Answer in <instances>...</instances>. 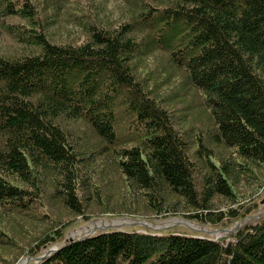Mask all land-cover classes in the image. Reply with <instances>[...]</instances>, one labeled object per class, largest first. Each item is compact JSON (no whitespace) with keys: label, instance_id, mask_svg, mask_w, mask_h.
Returning <instances> with one entry per match:
<instances>
[{"label":"trees","instance_id":"16d2710c","mask_svg":"<svg viewBox=\"0 0 264 264\" xmlns=\"http://www.w3.org/2000/svg\"><path fill=\"white\" fill-rule=\"evenodd\" d=\"M34 1L0 0L1 25L27 45L20 54L0 53V209L19 214L36 205L47 172L62 207L81 214L90 184L81 170L86 156L61 123L83 120L112 146L116 112L126 111L133 116L128 131L140 142L115 148L114 163L127 192L140 194L150 211L220 227L252 212L254 206L233 208L239 198L232 178L264 164V0H158L163 7H145L136 22L112 29L92 27L79 44L52 42ZM60 2L50 0L47 8L58 15ZM10 17L25 25L4 24ZM135 23L149 32L145 38L132 35ZM153 47L167 50L169 63L204 96L212 120L206 133L184 138L134 78L130 61ZM191 143H197L194 160ZM218 146L230 154L215 157ZM59 233L53 245L62 239ZM36 262L264 264V216L229 241L177 227L110 229L66 240Z\"/></svg>","mask_w":264,"mask_h":264},{"label":"rangeland","instance_id":"374dc122","mask_svg":"<svg viewBox=\"0 0 264 264\" xmlns=\"http://www.w3.org/2000/svg\"><path fill=\"white\" fill-rule=\"evenodd\" d=\"M49 1H34L37 7L41 6L38 12L40 25L52 42L69 44H79L88 40L89 30L92 27L112 29L121 23L136 22L135 18L145 7H163L158 0H62L59 14L54 15L47 8ZM3 22L12 26L25 25V22L18 17H10ZM147 34L149 32L146 29L139 27L137 23L134 24L133 36L141 39ZM26 46L20 44L17 37L0 23L1 54L5 56L20 54L25 51L23 49H26ZM168 53L163 47H153L139 53L130 61L131 71L144 90L168 111L175 122V128L189 140L191 133L197 134L202 131L203 134L210 130L212 120H209L210 113L204 103V96L185 82L182 69H175L169 63ZM115 120L117 139L112 146L99 139L83 120L61 123V126L70 133L80 153L86 156L82 158L84 166L81 170L87 175L86 178H90V184L81 204L82 213L77 215L67 212L58 199L51 174L42 173L40 178L42 185L39 186L43 191L41 201L38 200L36 205L19 214L16 213L17 211L6 212L0 209V237L4 234L2 241L0 240V264H36L38 258L66 240L80 239L110 229L157 232L165 228L177 227L195 231L210 239L229 241L232 239V234L243 225L264 216V202L262 203L264 164L249 166L247 172L238 173L232 178L233 189L239 198L238 204L233 208L238 206L244 211V208L254 207L249 215L233 222L225 219V226H209L179 215L163 217L154 214L148 209L145 199L140 194L137 196V193L131 195L127 192L121 173L114 163L115 148L129 147L140 142V137L137 138L136 134L131 135L128 131L133 116L126 111L125 113L117 111ZM201 137L203 138V135ZM103 148L105 149L102 150ZM196 148L197 143H191L188 147L189 155L193 160L192 152ZM213 150L215 157L225 154L228 156L231 152L222 146L213 147ZM93 188H98L96 193L98 197L91 194ZM168 198L170 202L173 199V197ZM214 204L221 208L226 205L224 201H214ZM57 232L62 234V239L53 245L52 241ZM43 234L45 236L41 238L42 241L36 239ZM36 254L38 256L34 257Z\"/></svg>","mask_w":264,"mask_h":264},{"label":"water","instance_id":"95a60500","mask_svg":"<svg viewBox=\"0 0 264 264\" xmlns=\"http://www.w3.org/2000/svg\"><path fill=\"white\" fill-rule=\"evenodd\" d=\"M264 202V200L262 201V203ZM55 250V248L54 249H51V250H49L48 252H51V251H54Z\"/></svg>","mask_w":264,"mask_h":264}]
</instances>
